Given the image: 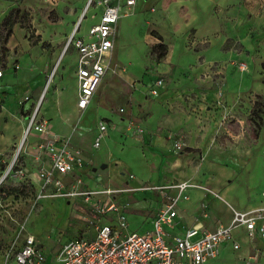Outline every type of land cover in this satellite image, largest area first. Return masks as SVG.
Here are the masks:
<instances>
[{
    "label": "rangeland",
    "instance_id": "rangeland-1",
    "mask_svg": "<svg viewBox=\"0 0 264 264\" xmlns=\"http://www.w3.org/2000/svg\"><path fill=\"white\" fill-rule=\"evenodd\" d=\"M87 1L0 0V70L10 63L19 66L17 73L30 74L37 67L48 66L52 52L62 47L76 24L77 36H83L98 22L102 10L99 0H92L80 17ZM119 1L124 5L126 0ZM135 1L137 5L128 14L122 16V8L116 25L112 52L115 71L102 79L87 108L82 113L75 108L76 60L67 54L58 60L39 104L38 117L49 119L54 129H59L64 116L72 125L71 145L85 151L91 160L109 163L105 169L97 166L90 177L80 172L81 181L89 187L109 184L120 188L126 186L125 180L132 188L163 180L191 182L198 186L192 189L202 193L199 216L209 218L216 227L229 224L234 211L264 208V0H222L220 4L210 0L202 15L196 10V24L202 17L209 18L210 26L216 23L217 30L209 42L199 45L192 43L191 28L180 36L173 32L164 11L169 0H164V8L156 0ZM178 11L170 12L177 15ZM9 13L14 23L5 42L8 28L1 23ZM160 43L164 52L157 47ZM205 49L213 62L207 69V82L200 84L205 77L202 71L193 74L196 61L191 56L184 59ZM180 56L184 58L180 60ZM156 78L163 80L165 91L151 96L147 85ZM39 80L42 84L45 81ZM27 88V84L19 83L5 89L0 80V173L20 142L16 130L24 115L22 101ZM29 96L33 98L31 93ZM255 102L261 120L255 116L251 122ZM99 120L108 123V137L93 149ZM136 125L143 129L142 135L128 131L129 126ZM32 136L33 132L26 140ZM167 138L183 143L178 160L177 155L165 151ZM23 159L19 157L18 164L27 167L29 158H25L27 163ZM204 162L211 165L200 167ZM129 174L133 180H128ZM12 188L18 191L10 193ZM122 196L130 203V211L139 209L143 214L156 201L149 191ZM127 219L132 230L142 232L139 216L130 212ZM88 230L65 199L37 200L33 188L10 178L2 184L1 239L29 233L53 253L58 240L61 244ZM198 237L199 233L191 240ZM234 239L239 250L228 247L207 264H240L237 256L243 253L257 255V261L264 264V240H251L244 231H234Z\"/></svg>",
    "mask_w": 264,
    "mask_h": 264
},
{
    "label": "built area",
    "instance_id": "built-area-1",
    "mask_svg": "<svg viewBox=\"0 0 264 264\" xmlns=\"http://www.w3.org/2000/svg\"><path fill=\"white\" fill-rule=\"evenodd\" d=\"M91 2L87 1V8ZM134 5L135 0H126L124 5L119 0H99L98 6L102 10L98 22L90 26L83 36H77L76 24L64 43V51L72 48L76 52V107L81 113L96 95L102 79L115 71L112 52L116 25L119 17L131 12ZM123 7L124 13L120 15ZM83 13L84 10L80 17ZM241 66V69L245 68V65ZM53 72L49 74L45 88L27 116L22 138L15 145L10 163L0 173V188L10 178L33 188L37 200L63 198L72 204L73 211L84 220L89 230L61 244L58 240V248L53 253L29 233L9 240L0 238V264H206L218 258L223 245L227 243L233 250L240 249L234 239V231L243 229L251 240L257 234L264 239V208L234 211L229 224L202 231L195 240H191V237L198 234L202 227L193 226L182 236L169 237L168 229L175 226L178 204L188 201V191L198 187L191 182L139 188L127 185L113 188L109 184L95 189L86 187L76 174L84 167L81 149L71 145L70 137L54 134L48 121L37 118L39 104ZM163 86V80L156 79L150 85L148 94L157 96ZM27 99L24 97L25 101ZM108 127L104 120L97 122L93 148H99L101 141L108 137ZM128 131L135 135L143 133L138 125L129 126ZM32 132L37 140L28 143L26 137ZM182 147L181 142L173 143L175 152L181 151ZM26 156L29 158L27 167H20L19 157H24V163H27ZM127 178L134 179L131 174ZM138 190H149L161 197V206L152 218V228L144 232L130 228L127 219L129 203L119 199L124 193ZM242 262L257 264V259L249 255L243 257Z\"/></svg>",
    "mask_w": 264,
    "mask_h": 264
},
{
    "label": "crops",
    "instance_id": "crops-1",
    "mask_svg": "<svg viewBox=\"0 0 264 264\" xmlns=\"http://www.w3.org/2000/svg\"><path fill=\"white\" fill-rule=\"evenodd\" d=\"M156 1H159L161 3L162 7L164 8V6H163L164 0H156ZM209 2H210V0H169L165 4L164 11L166 12L167 16L170 19V21H169L170 24L169 23L168 24L173 29V32L175 34H177L178 36H180L183 31H186L188 28H191L193 30V33H192V41H193L192 43L193 44L199 45V44H203L207 41L209 42L210 41L209 38H210L211 34L217 30V24L215 23L212 26H210L209 18L204 20V17L200 18L199 23L196 24V19H197L196 10L199 11L200 15H202L204 13V11H206L207 7L209 6ZM221 2H222V0L216 1L217 4H220ZM136 5L137 4L135 1L134 6H136ZM178 9H179V11H178ZM170 11L171 12L178 11V14L175 15L174 13H171ZM65 40L66 39H64L63 45L59 50L57 49V50H54L52 52V54H51L52 56L49 59L48 66L46 65L44 67H37L35 70L32 71V73H30V74H32L30 77H27L30 75L27 73H22V72L17 73L19 66H18V69H15L16 65L11 66L10 63L6 64V68L4 70H0V71H2V76L0 77V80H1V84L3 85V88L11 89L12 85L19 84V83L20 84L25 83L28 86L27 91L23 95V98L27 97L28 99L26 101L25 100L22 101L23 102L22 103V106H23L22 112H24V115L21 116V118H22L20 120L21 124L18 127V129L16 130L18 138L20 140L22 138V131H23L24 127L26 126V124L24 126H23V124L26 122L27 116L32 112V110L34 108L33 105L36 104L38 97L40 96L43 89L45 88V85L47 82V80H46L47 77L49 76V74L52 71L55 70L57 63H58V60L62 56H65L67 54H69L70 56H73L76 60V52L74 51V49L69 48L66 51L63 50ZM184 50H185V47H184ZM205 51H206V49L201 51V52L190 53L188 55H185L186 57L184 59V60H186L188 56H191V58L194 61H196L193 74H195L196 71L199 73H200V71H202V74L205 77L204 79L201 78L202 80H200V84H205L207 82L208 77H209L208 73H207V69L208 68L210 69V65L213 62L212 58L210 56L206 55ZM183 58H184L183 56H180V60H182ZM199 58H201V59L199 60ZM175 64H176L175 62H172V65H175ZM180 65H183V64H180ZM57 68H58V66H57ZM229 71L232 74L231 69H229ZM75 72H74V76L76 79V73ZM40 78L45 79L43 84L39 80ZM156 79H158V78H156ZM156 79H154L151 83H149L147 85V91H148L150 85ZM41 84H42V88L40 89ZM55 91H57V89H55ZM164 91H165V83H164V86L159 90V93L157 96H160L161 94H163ZM29 93L32 94L33 98H31L29 96ZM75 108L77 111H79L76 107V103H75ZM38 112H39V110H38ZM37 118L38 119H44V120L49 122V119H47L43 116L38 117V115H37ZM62 120H63V122H62L63 126L60 127L59 129H54V127L51 125L52 132L54 134L60 136V137H70L69 136L70 128L72 127L71 122H69L64 116H63ZM68 131H69V133H68ZM183 131L187 132L185 128L183 129ZM144 135H146L149 138L147 133H145ZM131 137H133V136L131 135ZM167 139H168V141L164 145L165 151L172 156H176V155L180 156L181 152L179 151L176 154L175 150L172 148L173 143H175L176 139H169V138H167ZM36 140H37V136L34 135V136H32L31 139H28L27 142L33 143ZM93 149H95V148H93ZM172 149L174 151H172ZM81 151H82L83 157H84V167L82 170H79L76 172V174L78 176L81 177L82 173L85 175H88L90 172L91 173L97 172L96 171L97 166L100 167L102 164L107 165L106 161H104V160L102 162L99 161L100 163L96 162L95 160H91V158L88 156L87 153H85V151H83V150H81ZM179 156H178L177 160L179 159ZM209 165H211V163L208 164V163L204 162V163L200 164V167H209ZM88 167L91 168L90 171H88ZM107 167H109V163H108ZM93 169H95V170L93 171ZM80 172H81V174H80ZM90 175L91 174H89L88 177H90ZM181 181H184V180H175V181L174 180H163L161 183H158L157 185H165L168 183H177V182H181ZM126 182H127L126 180L123 181V184L127 185ZM85 186L88 188H91V189L94 188V186L89 187L86 183H85ZM141 186H146V185L141 184V185L134 186V188H139ZM138 191L147 192L149 190H138ZM149 192H152V191H149ZM153 193H154V196L156 198V201L154 203V206H151L150 210L147 211V213L143 214V212L139 209H132L131 211L129 209L127 210V214L128 213L130 214V212H133V215L139 216L142 219V222L140 224V228H141L140 230H142V232L152 228L153 215H154L155 211L161 206L160 195L158 193H155V192H153ZM188 195H189L190 199L188 201L179 203L177 206V217L175 219V226L171 229H168L169 237H172L174 235L182 236L183 234H185V232L188 229H190L193 226H195V228L202 227V229L198 232L199 235L201 234L202 231H211V230H214L216 228V225L214 223L212 224L210 222L209 218L206 220V219L200 218V216H199V202L202 200V193L191 189L188 191ZM123 197L124 196L119 198L121 202L125 201V198H123ZM200 197H201V199H200ZM121 198H123V199H121ZM198 199H200V200H198ZM184 203L187 204V207H182V205ZM129 205H130V203H129ZM152 205H153V203H152ZM209 212H210V210H209ZM131 227L132 226L130 225V228ZM240 231H244V230L242 229V230H239V232ZM254 239L264 240V239H261L258 234L255 235ZM228 247L229 248L231 247L229 243L223 245L221 252H220V255L223 252V250L228 248ZM231 249H232V247H231ZM245 256H249V255H246L245 253H243V254L237 256V259L239 260L240 264H243L242 258ZM216 259H214V260H216ZM214 260H211V261H214ZM211 261H209V262H211ZM257 264H262V263H260V261H257Z\"/></svg>",
    "mask_w": 264,
    "mask_h": 264
},
{
    "label": "trees",
    "instance_id": "trees-1",
    "mask_svg": "<svg viewBox=\"0 0 264 264\" xmlns=\"http://www.w3.org/2000/svg\"><path fill=\"white\" fill-rule=\"evenodd\" d=\"M13 23H14V19H13L11 13H9L7 16H5L4 19L2 20L1 24L5 25V27L8 28V31L6 33L5 42H6L7 38H9L11 36V34H12L11 33L12 32L11 29H12ZM158 39L160 40L161 37H158ZM157 47L162 49L163 52H164L165 47H164V45L162 43L158 44ZM6 54H7V51L4 52V56H6ZM159 56L162 57V53H159ZM257 106H258V104H257V102H255L254 103V108L252 109V112H251V118H250L251 122H253L255 116L258 117L261 120V118H260V112L261 111H259L260 109ZM17 191H18V188H12V189H10L9 192L12 193V192H17Z\"/></svg>",
    "mask_w": 264,
    "mask_h": 264
},
{
    "label": "water",
    "instance_id": "water-1",
    "mask_svg": "<svg viewBox=\"0 0 264 264\" xmlns=\"http://www.w3.org/2000/svg\"><path fill=\"white\" fill-rule=\"evenodd\" d=\"M106 164H102L101 166H100V169H105L106 168ZM95 169H93V171H94Z\"/></svg>",
    "mask_w": 264,
    "mask_h": 264
},
{
    "label": "bare ground",
    "instance_id": "bare-ground-1",
    "mask_svg": "<svg viewBox=\"0 0 264 264\" xmlns=\"http://www.w3.org/2000/svg\"><path fill=\"white\" fill-rule=\"evenodd\" d=\"M85 10H87V3H86V5H85V7H84V11H85ZM194 228H195V226H194Z\"/></svg>",
    "mask_w": 264,
    "mask_h": 264
}]
</instances>
